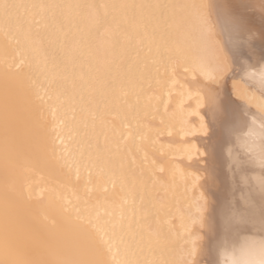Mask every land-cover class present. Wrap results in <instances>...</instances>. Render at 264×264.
<instances>
[{
	"label": "bare ground",
	"instance_id": "obj_1",
	"mask_svg": "<svg viewBox=\"0 0 264 264\" xmlns=\"http://www.w3.org/2000/svg\"><path fill=\"white\" fill-rule=\"evenodd\" d=\"M0 264H264V0H0Z\"/></svg>",
	"mask_w": 264,
	"mask_h": 264
},
{
	"label": "rangeland",
	"instance_id": "obj_2",
	"mask_svg": "<svg viewBox=\"0 0 264 264\" xmlns=\"http://www.w3.org/2000/svg\"><path fill=\"white\" fill-rule=\"evenodd\" d=\"M232 20H234V22H236V20H235V19H232ZM232 20H231V22H233ZM234 22H233V23H234ZM235 27H236V28H238V27H240V26H239V25H237V26H235ZM234 35H235V34H234ZM234 35H233L232 37H235V36H237V34H236L235 36H234Z\"/></svg>",
	"mask_w": 264,
	"mask_h": 264
}]
</instances>
